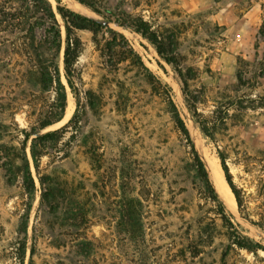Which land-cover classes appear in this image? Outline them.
Returning <instances> with one entry per match:
<instances>
[{
  "label": "rangeland",
  "instance_id": "obj_1",
  "mask_svg": "<svg viewBox=\"0 0 264 264\" xmlns=\"http://www.w3.org/2000/svg\"><path fill=\"white\" fill-rule=\"evenodd\" d=\"M48 1L62 34L55 62L74 109L68 120L64 114L41 129L58 112L55 92L40 81L56 54L46 45L51 24L19 0H0V264H264L263 250L254 255L232 244L218 204L204 196L189 144L151 85L153 76L170 89L235 229L264 247V231L240 214L237 202L235 213L228 209L204 158L206 150L218 160V149L227 153L258 221L264 215V0H93L102 14L76 0ZM58 6L104 26L96 40L77 32L79 96L65 75ZM128 16L149 25L162 55ZM194 108L206 118H225L216 142L201 132ZM77 113L57 141L38 145L36 165L32 140ZM24 145L29 180L21 172Z\"/></svg>",
  "mask_w": 264,
  "mask_h": 264
},
{
  "label": "trees",
  "instance_id": "obj_2",
  "mask_svg": "<svg viewBox=\"0 0 264 264\" xmlns=\"http://www.w3.org/2000/svg\"><path fill=\"white\" fill-rule=\"evenodd\" d=\"M19 1L25 3L28 6L26 8L27 12L31 11L34 16H37V19L47 21L48 23L51 24L50 31L48 32L52 35V38L46 41V45H49L51 49L55 50L56 54L54 61L49 64V67L42 68L40 74V81L46 91L53 90L55 92L56 99L54 103V108L57 109L58 112L50 120L41 122L40 128L45 129L61 121L64 117L67 107V96H66L65 88L61 83L58 64L55 62L61 50L62 34L56 19V15L48 0H19ZM76 1L87 6L91 10L97 12L98 14H102L100 7L93 0H76ZM57 10L63 20L65 34H66L65 49H64V70H65L66 79L74 94L76 96H79L80 91L77 88V81H79V79L81 78L77 70V63L83 51V42L81 38L78 36L77 32L89 31L93 34V39L96 40L98 35L103 32L104 26L100 22H97L86 16H83L82 14L77 13L67 7L58 6ZM2 11L4 10H2L0 7V17ZM128 18H129L128 23H130V26L134 28L138 33L146 37L149 41H151L157 47L158 53L162 55L163 52L161 51V48L158 44L157 37L152 32H150L149 25L146 22H144L142 18H136L131 16H128ZM25 23L28 29H30L29 31L32 32L31 29H33V23H29V21L27 20ZM38 49H39L38 45L34 47L35 50L34 54L37 58L40 59L42 55L38 51ZM43 65L45 66V63H43ZM151 85L153 87V90L159 96L164 98L165 102L168 104L169 112L171 114L172 120L178 132L186 139L187 143L189 144L193 155L194 166L198 178L201 182L204 196L208 200H211L214 203L218 204L220 208L218 214L221 217L220 219L223 223V226L229 229L228 234L232 244L236 248L241 250H246L250 253H253L254 255H257L260 250L264 251V247L261 244L254 242L252 239H250L247 236H244L237 229H235L233 222H231L232 217L231 215L227 214L224 204L219 199V196L209 177V172L207 170V167L204 161L199 156L191 139L189 130L186 124L184 123L183 119L181 118L180 113L172 100L170 89L166 85H164L160 80L156 79L153 76L151 77ZM216 115L217 114L215 113L214 117L206 118L203 116V114L199 113L198 110L194 108L193 117L197 125L199 126L201 132L212 142H216V134L220 130H224L227 128L225 118L223 119L220 118L219 116L216 117ZM77 117H78V113L63 128L55 130L53 132H48L32 140L31 155L36 165H38L37 163L42 157L38 145L41 146L44 145V143L57 141V136L63 134L65 131H67V129L71 127L72 124H75ZM25 138L27 140L29 139L28 133L25 135ZM21 153L23 155L22 159L25 162L24 169H22L21 172L24 174V177L28 178L29 180L31 179V177L29 171V163L26 156L25 145L21 148ZM217 155L220 160L226 181L229 184L232 193L235 196L240 214L243 215V217L247 219L249 222H251L252 224L261 228L264 231V215L259 214L258 221H255L251 218L249 208L247 207L246 204V194L234 182L233 175L231 173L228 164L227 153L223 150L218 149ZM32 187L33 186L29 187V190Z\"/></svg>",
  "mask_w": 264,
  "mask_h": 264
},
{
  "label": "bare ground",
  "instance_id": "obj_3",
  "mask_svg": "<svg viewBox=\"0 0 264 264\" xmlns=\"http://www.w3.org/2000/svg\"><path fill=\"white\" fill-rule=\"evenodd\" d=\"M75 9L84 14H92L85 7L79 4H75ZM73 109H74V104L72 100L68 98V103H67V107L65 111L66 116L63 119V121H66L70 118L71 114L73 113ZM204 154L205 156L204 155L203 156L204 158L206 157L205 160L207 161L208 167L210 169L209 171H210L211 178L214 179V182H216L215 186L218 192L220 193V195L223 194L224 198L222 195L221 197L223 201L225 202L226 206L228 207V209H230L232 212L235 213L236 212V201H235L232 191L230 190L228 184L225 181L219 160L215 156H210L208 154V150H206Z\"/></svg>",
  "mask_w": 264,
  "mask_h": 264
},
{
  "label": "water",
  "instance_id": "obj_4",
  "mask_svg": "<svg viewBox=\"0 0 264 264\" xmlns=\"http://www.w3.org/2000/svg\"><path fill=\"white\" fill-rule=\"evenodd\" d=\"M66 116V115H65Z\"/></svg>",
  "mask_w": 264,
  "mask_h": 264
}]
</instances>
